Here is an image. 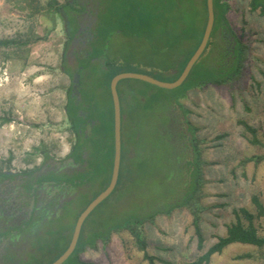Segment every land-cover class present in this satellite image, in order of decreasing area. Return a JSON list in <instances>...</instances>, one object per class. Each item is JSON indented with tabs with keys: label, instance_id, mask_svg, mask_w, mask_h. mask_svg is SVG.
<instances>
[{
	"label": "rangeland",
	"instance_id": "374dc122",
	"mask_svg": "<svg viewBox=\"0 0 264 264\" xmlns=\"http://www.w3.org/2000/svg\"><path fill=\"white\" fill-rule=\"evenodd\" d=\"M68 1L73 0H57L59 5ZM89 1L76 3L79 32L69 39L67 21L50 10L53 0H0V40L17 42L0 46V171L23 173L40 169L49 158L61 161L70 157L77 137L65 108L69 88L80 98L76 74L84 85H92V80L100 76L93 63L86 67L82 63L83 70L77 71L87 52L96 48L98 15L106 3ZM79 3L86 4L87 9ZM230 5L231 24L239 41L247 44L238 81L193 88L178 101L157 104H152L151 99L145 101L144 92L154 88L145 81L131 78L120 84L123 114L129 126L123 135L128 141H136V146L132 155L135 159L130 164L133 182L122 201L114 199L117 208L154 212L187 192L189 176L172 165L175 156L166 141L169 136H165L166 113L173 103L184 109L201 153L202 176L197 192L200 210L177 207L168 214H157L142 226L146 251L157 264H189L197 260L236 222L238 208L253 214V224L264 236V216L259 215L254 203V197H258L264 205V14L261 8H252L251 0H230ZM150 50L155 52L145 39L115 34L102 59L118 60L123 70L118 73L152 71L170 81L171 73L163 72L162 67L178 68L179 59ZM73 51H77L76 55ZM126 84L133 95L144 96L140 102L135 97L132 100ZM101 96L105 97V93ZM150 104L152 108L147 110ZM244 122L256 132L248 131ZM46 153L50 156L47 159ZM86 187L78 188L76 193ZM71 196L72 192L68 199ZM196 213L204 236L202 249L198 248L193 224ZM100 216H94L92 225ZM239 216L243 224H249L242 211ZM62 226L65 229L67 223ZM50 240L57 249L45 254L41 262H49L65 245L57 237ZM38 241H31L30 250ZM80 258L85 264H149L129 229L113 231L107 243L97 240L94 247L88 246L80 253ZM208 264H264V247L230 244L214 254Z\"/></svg>",
	"mask_w": 264,
	"mask_h": 264
},
{
	"label": "trees",
	"instance_id": "16d2710c",
	"mask_svg": "<svg viewBox=\"0 0 264 264\" xmlns=\"http://www.w3.org/2000/svg\"><path fill=\"white\" fill-rule=\"evenodd\" d=\"M77 2L79 0L68 1L64 5H59L57 0H53V5L50 8L52 12L60 14L67 21L69 39L74 37L79 29L77 18L79 10L75 8ZM105 2L98 15V43L94 46L96 48L87 52L88 55L84 56L85 58L79 63L77 70L81 72L84 67L93 63L94 71L98 70L97 73L100 76L97 80H92V85L88 83L84 85L83 79H80L77 88L79 89L80 98L74 93L73 88L70 87L65 107L68 119L77 137L70 157H73L80 168L78 173L66 175L65 181L68 186L76 191L78 188L88 187H86L85 191H80V194L65 206L62 218L63 224L67 223V227L64 229L66 237L65 245L60 248V253L49 262H41L42 259H27L20 264H51L55 261L69 246L76 221L81 212L110 183L114 160V107L110 82L118 72L123 71L118 64V60L102 59L105 56L107 45L112 40V37L115 34H121L128 36V38L145 39L151 48L152 46L155 48V52H152L157 55L164 52L176 61L179 59L178 68L162 67L163 72L171 73L170 81H175L179 78L187 62L199 47L208 19L207 0H105ZM79 4L82 6V9H87L86 4ZM251 6L253 9L261 8L262 14H264V0H251ZM230 8V0H214L215 23L211 34L212 40L208 44L211 46V51L203 56L194 66L180 87L165 89L146 82L155 89L152 88L153 92L152 90L144 92L146 95L144 97L143 95H133L128 85L129 87L126 91H130L128 94L132 96V100L135 97V100L140 102L141 98L144 97L146 102L150 99L153 100L152 104L155 102L157 104L159 102L178 101V99L185 96L193 88L211 84L230 85L238 81L242 72L247 44L245 45V43L239 41L238 35L228 16ZM232 38L237 42L234 52L231 49L232 47L228 46L232 44ZM10 45H17V42L14 40H0V46L7 47ZM94 59L97 61L94 62ZM65 60L64 57L63 63L66 62ZM82 63L85 64L83 68L80 67ZM143 73L152 75L163 81H168L153 74L152 71H145ZM124 80L126 79L121 80L118 85L121 106L123 104L120 84ZM159 92L163 93L162 97L156 96ZM102 93H105V97L101 96ZM141 106L144 108L145 105L141 104ZM146 107L148 110L152 108V105L150 104ZM124 121L125 116L122 106V159L116 188L86 219L77 246L64 264H85L80 260L81 252L85 251L88 246L94 247L96 241L99 239L107 243L113 231H120L122 229L131 230L136 236L139 249L144 251V257L148 260L149 264H157L155 257L146 251L147 243L142 233L144 223L147 220H152L159 213L168 214L181 206H190L194 212L195 210H200L197 192L202 176L200 169L202 161L195 136V169L192 172V179L187 184L188 190L181 199L175 202L167 201V203L163 206L160 205L161 207L154 212L139 213L140 208L137 212H132L116 207L114 199L118 198V200L121 199L120 201H122L125 196V190L133 182V168L130 164L135 159V156L132 155L136 141L131 142L124 137V129L127 130L129 127L125 121L124 128ZM244 125L248 131L252 133L256 132L247 123L244 122ZM85 129L87 133L82 132ZM49 157V154L46 153L45 159ZM32 173L33 171L15 174L30 176ZM13 174L0 171V181ZM25 186L26 189L31 190L33 183L28 180ZM254 203L259 211V215L264 216V205L261 200L258 197H254ZM109 211L111 213L106 214ZM239 211L245 214V217L249 221L248 225L243 224L241 221ZM235 213L237 220L228 226L226 234L219 236L215 244L197 260L189 264H208L214 254L222 252L225 247L234 243L240 242L264 247V236L259 234L258 229L253 224V214L245 208L235 209ZM97 214L101 215V219H97L96 225H92L91 221L95 219L94 216ZM199 217L198 213H196L193 224L195 225V234L198 239V248L202 249L204 246V236L200 227Z\"/></svg>",
	"mask_w": 264,
	"mask_h": 264
},
{
	"label": "flooded vegetation",
	"instance_id": "af4514ba",
	"mask_svg": "<svg viewBox=\"0 0 264 264\" xmlns=\"http://www.w3.org/2000/svg\"><path fill=\"white\" fill-rule=\"evenodd\" d=\"M89 33L93 36L91 31ZM232 41L233 44L228 46L234 52L237 43L233 38ZM76 52L73 51V54L76 55ZM166 119L168 133L164 135L169 136L166 141L175 156L172 165L182 169L183 175L189 176L190 181L195 169V135L179 104H172ZM79 170L73 157L61 161L49 158L30 176L8 173L13 175L0 181V264L43 259L45 254L57 249L50 240L52 237L65 241L66 232L62 226L64 209L69 201L79 195L66 184L65 178ZM28 180L33 183L31 190L25 188ZM71 192L72 196L68 199ZM34 240H39L38 245L30 250L31 241Z\"/></svg>",
	"mask_w": 264,
	"mask_h": 264
},
{
	"label": "water",
	"instance_id": "95a60500",
	"mask_svg": "<svg viewBox=\"0 0 264 264\" xmlns=\"http://www.w3.org/2000/svg\"><path fill=\"white\" fill-rule=\"evenodd\" d=\"M207 10H208V19L207 24L205 27L204 35L202 41L192 55V57L187 62L184 70L182 71L181 75L175 81H163L153 77L152 75L146 73H138V72H122L115 75L111 82H110V90L113 99V107H114V160H113V169H112V176L109 185L98 195L96 196L89 205L81 212L79 215L72 239L70 241L69 246L67 249L51 264H64L69 257L73 254L80 234L83 227L84 222L89 217V215L94 211V209L100 205L105 199H107L114 189L116 188L119 174H120V167H121V159H122V106H121V99L118 91L119 82L123 79H139L143 80L147 83L156 85L161 88L165 89H176L180 87L194 66L201 60V58L210 51L211 46L208 45L209 42L212 40L211 34L214 28L215 23V13H214V0H207ZM149 69H151L149 67ZM75 81L78 83L79 80V73L76 74ZM79 94V89L76 90Z\"/></svg>",
	"mask_w": 264,
	"mask_h": 264
},
{
	"label": "crops",
	"instance_id": "0c3cea01",
	"mask_svg": "<svg viewBox=\"0 0 264 264\" xmlns=\"http://www.w3.org/2000/svg\"><path fill=\"white\" fill-rule=\"evenodd\" d=\"M128 87H129V86L126 84V85H125V89L127 90V89H128ZM153 94H154V93H153Z\"/></svg>",
	"mask_w": 264,
	"mask_h": 264
}]
</instances>
